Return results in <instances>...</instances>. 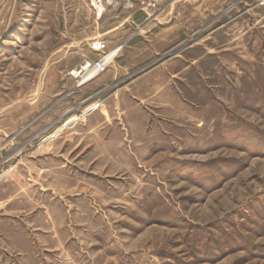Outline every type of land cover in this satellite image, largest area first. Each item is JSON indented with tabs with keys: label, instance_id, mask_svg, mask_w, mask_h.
I'll return each mask as SVG.
<instances>
[{
	"label": "rangeland",
	"instance_id": "rangeland-1",
	"mask_svg": "<svg viewBox=\"0 0 264 264\" xmlns=\"http://www.w3.org/2000/svg\"><path fill=\"white\" fill-rule=\"evenodd\" d=\"M261 1L0 0V264H264ZM103 53L108 126L63 124Z\"/></svg>",
	"mask_w": 264,
	"mask_h": 264
},
{
	"label": "crops",
	"instance_id": "crops-1",
	"mask_svg": "<svg viewBox=\"0 0 264 264\" xmlns=\"http://www.w3.org/2000/svg\"><path fill=\"white\" fill-rule=\"evenodd\" d=\"M176 9H178V7L174 8V10H176ZM181 9H184V7L182 6ZM125 22L126 21L123 20L121 23H119L115 27L116 29L121 27V31H122V34H123L122 36H125L124 35V33H125L124 31L125 30L124 29H126V27L129 26V24L128 23L126 24ZM162 27H167V28L169 27V28H176V29L179 28V29L182 30L181 34L182 35L184 34L185 36H187L188 23L187 22L186 23H178L177 21H169V22H165V23H157V22L156 23L155 22L147 23L145 25V27L143 28L144 36H146L149 33H151V31L155 32L156 29H159V28H162ZM114 29H111V30H114ZM155 37H156V35H155ZM105 44L108 46V43H105ZM114 51L116 53V52H119L120 49L116 48ZM93 52H95V51H93ZM118 54L119 53H117V55H115V56H118ZM101 86H103V89H104L105 87L108 86V84H104L103 85V83H102ZM98 87H99L98 86V78H93V79L87 81L86 83H84L81 86V88L79 90V93L77 92V93H72L73 95L72 94L69 95L70 98L72 99V98H74V95L76 94L78 96L77 98L79 99V103L78 104L77 103H73V104L70 105V104H68L70 102H67V104H65V107H67L69 105V108H74V107H78L79 105H83V103H86V102H87V105L85 104L86 108L90 107V106H93V105H97V107L94 108L92 110V112L87 114V115L86 114H82L81 115V113L80 114L77 113L76 116L80 115L79 116V123H74L75 124L74 126H76V124H83V125L92 124V123L96 122L98 118H101V117L105 118V114H106V118L104 119L103 123L106 126H108V122H109L108 119L110 117L109 116V108H108V106H105V108L102 109L101 108L100 99H97V100L94 99V97L98 94V91L100 89H102V88L99 89ZM97 88L99 89L98 91H96ZM123 99H124V97H123ZM72 101H73V99H72ZM94 101H96V102H94ZM27 108L28 107H26V109ZM21 111L22 110H20V111L11 110L7 117H0V140L3 141V139L4 138H8L9 135H12V136L14 135L13 136L14 138L19 137L20 140L22 138H27V140H28V139L33 137V135H32L33 131L30 130L31 127L28 128V123L26 122L25 125H23V122H22L23 121V118H22L23 114H22ZM104 111H105V113H104ZM72 116H75V114H73ZM60 126H58L54 131H56ZM69 128H71L70 124L67 125L65 128H63L61 131H58L57 133L60 134V132L66 130V129H69ZM4 147L5 146H0V161H1V158H3L2 154H3ZM9 154L10 153L6 154V156L9 157Z\"/></svg>",
	"mask_w": 264,
	"mask_h": 264
},
{
	"label": "built area",
	"instance_id": "built-area-1",
	"mask_svg": "<svg viewBox=\"0 0 264 264\" xmlns=\"http://www.w3.org/2000/svg\"><path fill=\"white\" fill-rule=\"evenodd\" d=\"M260 3L263 4L264 1H261ZM104 46H105V44L103 42H97V43H94L92 45V49L93 50H100ZM111 54L112 53H103L102 55H100L99 57H97L95 59H84L80 63V65L78 66L76 71H72L71 74L74 77L80 76L79 84L85 83V82L93 79L96 75L101 74V73H103V72H105L107 70V67L110 64L111 60H112V56L113 55H111ZM96 107H97V105H93V106L87 107L83 111V113H81V114H89ZM72 117H70L69 119H71ZM78 119H79V116H77L75 118V120L72 123H70V124L76 123L78 121ZM68 120H66L63 124H65ZM52 134L53 133H51L50 135H52Z\"/></svg>",
	"mask_w": 264,
	"mask_h": 264
},
{
	"label": "bare ground",
	"instance_id": "bare-ground-1",
	"mask_svg": "<svg viewBox=\"0 0 264 264\" xmlns=\"http://www.w3.org/2000/svg\"><path fill=\"white\" fill-rule=\"evenodd\" d=\"M99 8H100V7H99ZM98 13L101 14V9H99ZM75 118H76V116H73L71 119L68 120V123H71L72 121H74ZM60 129H61V128H60ZM60 129H59V130H60ZM59 130H57V131H59ZM57 131H56V132H57ZM56 132H55V133H56Z\"/></svg>",
	"mask_w": 264,
	"mask_h": 264
}]
</instances>
